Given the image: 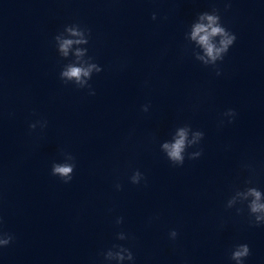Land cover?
I'll return each mask as SVG.
<instances>
[{"label":"clouds","instance_id":"9594fccd","mask_svg":"<svg viewBox=\"0 0 264 264\" xmlns=\"http://www.w3.org/2000/svg\"><path fill=\"white\" fill-rule=\"evenodd\" d=\"M231 7L230 2L225 3V11ZM152 20L157 19L155 12L152 13ZM91 29L79 23H72L63 26V29L54 36L56 51L61 60L68 61L63 63L59 71V79L65 85H72L77 89L88 91V95H95V90L90 83L95 74L103 71L100 64L95 58L89 55L87 45L91 39ZM187 45L185 51L190 52L196 61L206 68H211L217 76L222 74L220 64L223 63L231 47L235 44L237 36L229 30L222 22L220 10L212 8L209 11L199 12L196 18L191 22L185 33ZM147 85V81H145ZM150 104L146 103L141 106V111L147 113ZM238 113L234 108H228L222 113L220 126L225 123H233ZM48 126L46 118H39L28 123L29 134L35 132L37 128L42 132ZM205 133L199 129H193L191 124L183 123L176 125L170 133V139L160 143V151L165 158L174 167H183L186 158L195 160L203 155L201 142ZM189 149H195L189 151ZM62 159L53 161L50 168V174L58 178L62 183L69 184L72 182L77 167L76 157L69 151L61 150ZM249 171L248 178L244 181L243 187H235L232 194L227 199L225 208L236 209L239 215L243 213L244 206L247 208L250 224L252 226L264 225V191L256 186L255 169L249 165H244ZM132 185L146 184V176L139 169L133 170L128 177ZM117 191L122 190L123 185L119 182L114 184ZM241 205V207H236ZM123 217H117L116 226L122 225ZM2 224V218H0ZM179 233L176 229H171L168 238L175 241ZM117 241L130 239L129 234L120 230L116 233ZM15 240L14 234L4 231L0 228V249L8 247ZM251 254L248 244L240 243L233 246L230 250V260L235 264H244L245 259ZM105 264H134V254L129 247L124 244L113 243L111 247L102 251Z\"/></svg>","mask_w":264,"mask_h":264}]
</instances>
